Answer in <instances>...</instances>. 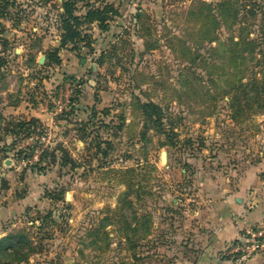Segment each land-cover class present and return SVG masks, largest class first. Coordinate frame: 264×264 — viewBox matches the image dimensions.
<instances>
[{
    "label": "rangeland",
    "instance_id": "obj_1",
    "mask_svg": "<svg viewBox=\"0 0 264 264\" xmlns=\"http://www.w3.org/2000/svg\"><path fill=\"white\" fill-rule=\"evenodd\" d=\"M220 1L0 0V92L13 88L0 100L44 105L55 126L34 131L64 151L30 172L14 153L39 146L36 133L11 134L0 113V190L27 195L44 178L21 213L19 264H176L201 181L232 183L262 162L264 108L235 113L216 58L226 32L206 5ZM66 5L77 37L60 48Z\"/></svg>",
    "mask_w": 264,
    "mask_h": 264
},
{
    "label": "crops",
    "instance_id": "obj_2",
    "mask_svg": "<svg viewBox=\"0 0 264 264\" xmlns=\"http://www.w3.org/2000/svg\"><path fill=\"white\" fill-rule=\"evenodd\" d=\"M4 25L6 24L1 26L0 34L3 42L4 34L9 32ZM55 44L59 47L58 40H55ZM14 52L18 54L16 49ZM12 89H3L0 94L4 90L11 93ZM89 99L86 98V103H89ZM0 113L15 122L35 120L42 127L55 126L53 113L42 104L34 105L22 100L11 102L2 98ZM12 165L15 167L13 163ZM263 167L264 159L232 183L229 179L201 181L197 194L200 195V200L197 206L193 205L189 226L186 228L188 249L184 255H178L176 264H230V247L244 240L247 232L264 229V177L259 174ZM34 176L38 177L36 174ZM42 176H39L40 179H31L27 195L12 196L11 189H5L3 184L5 190H0V240L21 233L18 229L23 220L21 213L25 212L24 207L30 201L34 203L40 197L37 186L43 182ZM17 183L20 184L14 180L5 182L8 187ZM0 264L6 263L0 260ZM243 264H264V252L251 255Z\"/></svg>",
    "mask_w": 264,
    "mask_h": 264
},
{
    "label": "trees",
    "instance_id": "obj_3",
    "mask_svg": "<svg viewBox=\"0 0 264 264\" xmlns=\"http://www.w3.org/2000/svg\"><path fill=\"white\" fill-rule=\"evenodd\" d=\"M206 6L212 21L214 20V14L215 16L218 15L222 21H214L216 29L219 27L217 25L221 23V27H224L226 32V37L220 39V41L216 36L214 37L218 41L216 58L223 62L222 66H224V72L227 75L225 78L227 90L233 91L231 102H233V106L235 105V113L247 114L253 106L256 110L263 109L264 27L262 24L255 25V22L259 23V19L264 15V0H222L217 4L210 2ZM66 9L64 13L66 16L63 20V28L66 31L61 37L60 48H63L74 37H77L75 29L69 23L71 20L76 21L77 17L71 12V5H66ZM85 19L90 22L93 20L103 21L101 11L93 9L86 12ZM253 36L254 38H252ZM1 43L3 44V38H0ZM53 52L56 53H54V61L57 63V50L55 49ZM231 74L236 77L229 78ZM241 74L246 76H240ZM141 108L145 115H152L154 113L152 109L159 110L153 103L142 104ZM12 123H14L13 132L10 130L8 132L15 134L17 137L22 133V137L26 138L35 132L34 126L37 124L35 120L13 121ZM15 128L17 129L16 132H14ZM33 150L34 147L17 150L14 153V158H30ZM63 153L64 151L58 145L52 150L43 151L37 161L31 164L30 170L44 173L46 168L50 166L57 165L59 167V165H62ZM21 235V233H16L0 240L1 261L10 264L22 260L18 254V245L22 240Z\"/></svg>",
    "mask_w": 264,
    "mask_h": 264
},
{
    "label": "built area",
    "instance_id": "obj_4",
    "mask_svg": "<svg viewBox=\"0 0 264 264\" xmlns=\"http://www.w3.org/2000/svg\"><path fill=\"white\" fill-rule=\"evenodd\" d=\"M48 138L49 137L44 131H38V133H36L34 139L39 144V146L34 147L32 156L30 158L21 159L23 165H30L33 162H36L39 155L43 151L52 150L55 147L49 144L50 138ZM258 252H264V229H256L247 232L244 240L230 247L228 251V253L232 256V258L230 259V264H243V262L246 261L247 258Z\"/></svg>",
    "mask_w": 264,
    "mask_h": 264
},
{
    "label": "water",
    "instance_id": "obj_5",
    "mask_svg": "<svg viewBox=\"0 0 264 264\" xmlns=\"http://www.w3.org/2000/svg\"><path fill=\"white\" fill-rule=\"evenodd\" d=\"M162 157L165 158V153H162ZM6 164H8V162H6Z\"/></svg>",
    "mask_w": 264,
    "mask_h": 264
}]
</instances>
